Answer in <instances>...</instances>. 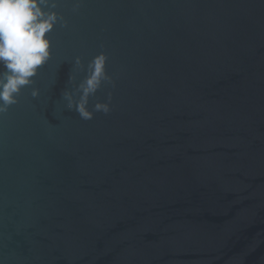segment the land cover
I'll list each match as a JSON object with an SVG mask.
<instances>
[{
  "label": "water",
  "instance_id": "water-1",
  "mask_svg": "<svg viewBox=\"0 0 264 264\" xmlns=\"http://www.w3.org/2000/svg\"><path fill=\"white\" fill-rule=\"evenodd\" d=\"M56 2L0 115V264H264V0Z\"/></svg>",
  "mask_w": 264,
  "mask_h": 264
},
{
  "label": "clouds",
  "instance_id": "clouds-1",
  "mask_svg": "<svg viewBox=\"0 0 264 264\" xmlns=\"http://www.w3.org/2000/svg\"><path fill=\"white\" fill-rule=\"evenodd\" d=\"M56 0H0V115L17 103L16 96L22 87L32 83V78L51 57V41L47 34L63 17L55 11ZM108 57L101 53L88 65V76L80 86L81 98L76 110L83 120H92L93 112L87 108L88 98L102 83L113 84L107 74ZM80 61L77 59V64ZM33 97L39 91L32 93ZM72 108V97L65 94ZM111 94L108 103H97L95 111L105 115L111 111Z\"/></svg>",
  "mask_w": 264,
  "mask_h": 264
}]
</instances>
